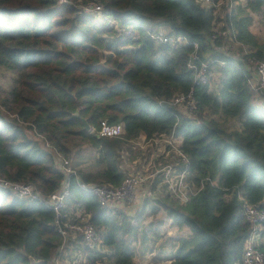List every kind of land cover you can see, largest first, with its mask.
I'll return each mask as SVG.
<instances>
[{
  "label": "trees",
  "instance_id": "trees-1",
  "mask_svg": "<svg viewBox=\"0 0 264 264\" xmlns=\"http://www.w3.org/2000/svg\"><path fill=\"white\" fill-rule=\"evenodd\" d=\"M66 2L0 0V71L9 76L0 86V179L29 184L39 194L28 200L0 189V264H53L61 238L43 199L63 180L69 194L61 221H82L80 211L100 247H88L77 236L66 241L63 254L71 246L85 264H101L107 257L102 249H109L116 252L111 264H133L137 236L142 245L162 236L149 228L148 239L133 221L159 209L188 235L179 244L166 238L157 260L161 255L168 264H240L249 235L243 206L264 213V92L254 104L247 86L251 62L264 61V37L249 31L254 17L264 27V0H244L229 12L223 6L221 19L195 0ZM88 3L139 38L121 40L113 27L77 9ZM224 29L229 36L220 35ZM147 31L179 35L188 44L155 43ZM193 43L198 60L216 73L213 92L193 83L186 68ZM233 44L238 48L230 49ZM189 91L191 117L170 104ZM80 119L90 129L102 121L119 124L123 134L96 139ZM170 132L186 161L185 183L195 191L184 204L163 194L157 208L132 217L102 207L78 187L118 186L126 177L123 159H132L131 143ZM85 146L94 154L92 165L66 175L56 159L72 163ZM260 228L257 248L264 256V221Z\"/></svg>",
  "mask_w": 264,
  "mask_h": 264
},
{
  "label": "built area",
  "instance_id": "built-area-1",
  "mask_svg": "<svg viewBox=\"0 0 264 264\" xmlns=\"http://www.w3.org/2000/svg\"><path fill=\"white\" fill-rule=\"evenodd\" d=\"M56 1L58 4L67 3L66 0ZM195 2L200 7L210 9L214 12L218 10L222 2V7L226 6L227 12L236 5L235 1L232 0H195ZM77 9L83 14L93 15L98 23L113 27L116 30L117 37L121 40L135 41L139 38V33L136 30L130 27L120 28L116 21L102 15L99 5L93 3L82 4L78 5ZM146 34L148 38L155 43L170 45L175 48L188 44V41L179 35H165L162 31H147ZM220 35L229 36L230 33L227 29H224L220 32ZM213 38H215L214 35L211 36V39ZM191 45L193 51L189 54L186 68L191 71L193 75V83L202 86L207 85L209 87V82L215 72L208 67L206 62L198 60L195 51L196 45L194 43ZM220 64L222 65V63ZM251 71L252 75L247 81V86L251 97H254L264 92V61H252ZM191 94L192 92L189 91L186 94L174 96L170 104L175 107H184L188 111H192L195 109V103ZM158 105L159 104L154 103V106L158 107ZM87 132L96 139L117 138L123 134V129L119 124L110 125L102 121L96 129L89 128ZM155 138H163L167 146H170L174 150L171 164L155 168L154 171H150L147 174L135 173L127 175L116 187L84 184H78V187L81 190H88L104 208H115L116 205L123 204L128 207V205H132L139 197L141 200L149 199L154 192H158L159 190H162L159 193L168 194L180 204H184L195 192L193 188L185 183L187 173L185 158L178 148L173 145L175 138H173L171 132L167 136L161 135ZM170 142L172 145H170ZM59 160L63 172L66 175L72 174L73 172L67 162L61 159ZM0 189L21 199L35 200L39 198L38 192L35 191L32 186L25 183L9 182L0 179ZM68 194V183L66 180H63L57 190L51 192L43 199L44 203L55 215L54 229L61 238V244L57 250L58 255L54 259L53 264H60L58 262V257L63 254L64 245L69 238L75 239L79 236L84 244L92 248L98 242L96 231L90 224L82 221H61L60 211L65 205ZM243 214L246 223L249 225V235L243 245L240 264H264L263 253L257 248V246L263 242L260 236V224L264 221V213L257 209L255 205H244Z\"/></svg>",
  "mask_w": 264,
  "mask_h": 264
},
{
  "label": "rangeland",
  "instance_id": "rangeland-1",
  "mask_svg": "<svg viewBox=\"0 0 264 264\" xmlns=\"http://www.w3.org/2000/svg\"><path fill=\"white\" fill-rule=\"evenodd\" d=\"M232 1H235L236 4H243L244 2V0H237V1L232 0ZM222 5H223V2L221 6L218 8V10L215 11V13L218 14L220 19L223 14ZM221 27H222V22L219 21L216 24L214 30L218 31L219 29H221ZM249 31L251 32V34H253L257 38L264 37V27L261 26L257 22L256 17L253 18V23L249 27ZM233 45H234L233 46L234 48L231 47L230 49L235 50L236 48H238V44H233ZM8 80H9L8 74L2 73L0 71V86L5 87ZM215 87H216V73H213V76L211 77V80L209 82V88H208L209 92H213L215 90ZM260 95L261 94L252 97L253 99L252 102L254 104H260L261 102L259 100ZM177 112L183 116H187V117L192 116L190 113H188L189 111L185 109L184 107H177ZM178 144H179V139L177 140L175 139V142H173V145L177 147ZM170 145H172L171 142H170ZM130 146L132 150H131V155H129L128 157L132 159L131 160L123 159L122 165H121L122 166L121 168L125 170L126 172V176L132 175L135 173L147 174L150 171H154L155 168L161 167L166 164H171V162L173 161L172 153L174 150L170 146H167V143L165 142L163 138H155V139L153 138V140L148 141V142L140 138L132 142ZM93 157H94L93 152L88 150V148L85 146L83 152L80 153L79 157L74 158L72 163L68 161L67 164L73 170H75V167L77 166L78 168L87 169V168H90V166L92 165V160L94 159ZM56 161H57V164L59 161V165L61 167L60 160L56 159ZM160 191L162 190H159L158 192H154L149 199H146L147 203L146 205H143L144 211H147L148 207L157 208V205H158L157 200L162 199L164 197L162 193H159ZM141 202L143 203V201ZM139 205L140 203L138 202L137 206L139 207ZM123 207H126V205L125 204L120 205L118 207H115V209L119 210V209H123ZM137 208H135L133 212H131L128 215L135 217V215L139 213V210ZM77 214L80 215L82 222L86 221V218L80 214V211H78ZM165 219H167V217L163 214L161 210L158 209V211L154 212L153 216L151 217H148L145 219L142 216L138 218L137 220L133 221V223L140 222L141 230L146 232L148 239L151 238V234H152V231L150 232L149 228L151 229L155 228L156 232L160 236L162 235L159 240H152L155 242L147 241V245L146 244L142 245L140 242V239L137 236V239L134 242H132V246L134 247V252H135V255L133 257V264H168L165 258L162 257L161 255H160V259H162V261L157 260L158 247L162 243H164L167 240L166 238L168 237H170L172 241H175L177 242V244H179L188 235V232L184 228L181 230L175 231L174 229H171L169 225L163 228L161 224L163 221H166ZM169 223H170V220H169ZM138 235H140V233ZM143 246L147 250L151 249V252H144ZM166 246H167V243H166ZM95 249H98V250L100 249L98 244L95 245ZM70 250H71L70 248L66 249L65 254L60 255L58 257V262L60 264H84L86 263L83 258H81L80 256L76 254V252H73L72 250L71 251ZM102 252L105 253L107 257H106V260L103 261L101 264H111L113 261V255H115L116 252L110 251L109 249H102Z\"/></svg>",
  "mask_w": 264,
  "mask_h": 264
},
{
  "label": "crops",
  "instance_id": "crops-1",
  "mask_svg": "<svg viewBox=\"0 0 264 264\" xmlns=\"http://www.w3.org/2000/svg\"><path fill=\"white\" fill-rule=\"evenodd\" d=\"M141 201H143V200H141L140 199V197H139V199H137L136 201H135V203L134 204H132V205H130V206H128V207H124L123 209H119V211H123L124 213H126L127 215L128 214H130L131 212H133V210L135 209V208H137L138 206H137V203L139 202L140 203V205H139V207L137 208L138 210H139V213H140V211H142V210H144V206H143V204L141 205ZM118 206H120V205H116V207H118ZM135 206H137V207H135ZM120 208V207H119ZM148 208H150V207H148ZM78 212V211H77ZM77 212H76V216L78 217L79 215L77 214ZM139 213H137V215H139ZM164 214V213H163ZM134 216V215H133ZM151 216H153V215H151ZM151 216H147V217H145V219L146 218H148V217H151ZM166 221H163L162 222V224H161V226L163 227V228H165V226L167 227L168 225H169V227L171 228V229H174L175 231H177L178 229L175 227V226H171L170 225V223H169V219L167 218V219H165ZM159 224H160V222H159ZM160 226V227H161ZM168 238H170V237H168ZM70 246V245H69ZM70 249L74 252V250L72 249V247L70 246ZM85 264V263H84Z\"/></svg>",
  "mask_w": 264,
  "mask_h": 264
},
{
  "label": "water",
  "instance_id": "water-1",
  "mask_svg": "<svg viewBox=\"0 0 264 264\" xmlns=\"http://www.w3.org/2000/svg\"><path fill=\"white\" fill-rule=\"evenodd\" d=\"M80 122L82 124V129L87 132L89 130V127H88L86 121L83 119H80Z\"/></svg>",
  "mask_w": 264,
  "mask_h": 264
}]
</instances>
